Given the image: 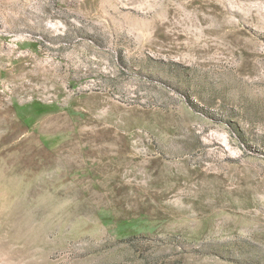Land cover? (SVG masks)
Instances as JSON below:
<instances>
[{
	"label": "rangeland",
	"instance_id": "374dc122",
	"mask_svg": "<svg viewBox=\"0 0 264 264\" xmlns=\"http://www.w3.org/2000/svg\"><path fill=\"white\" fill-rule=\"evenodd\" d=\"M0 264H264V0H0Z\"/></svg>",
	"mask_w": 264,
	"mask_h": 264
}]
</instances>
